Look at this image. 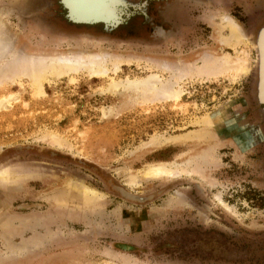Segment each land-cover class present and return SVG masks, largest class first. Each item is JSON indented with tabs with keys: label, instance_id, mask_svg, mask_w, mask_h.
<instances>
[{
	"label": "rangeland",
	"instance_id": "1",
	"mask_svg": "<svg viewBox=\"0 0 264 264\" xmlns=\"http://www.w3.org/2000/svg\"><path fill=\"white\" fill-rule=\"evenodd\" d=\"M148 10L152 23L134 14L105 32L68 22L55 0H0V171L10 173L0 182V264H264V122L253 94L264 0H160ZM226 16L241 42L229 39ZM102 53L107 69L121 61L103 78L47 58ZM219 55L249 72L196 78ZM157 78L181 98L156 100L147 82ZM155 166L173 176L145 178ZM72 185L100 198L79 199ZM112 185L153 197L125 200Z\"/></svg>",
	"mask_w": 264,
	"mask_h": 264
},
{
	"label": "bare ground",
	"instance_id": "2",
	"mask_svg": "<svg viewBox=\"0 0 264 264\" xmlns=\"http://www.w3.org/2000/svg\"><path fill=\"white\" fill-rule=\"evenodd\" d=\"M122 1H124V4L120 5L119 3ZM149 1H160V0H145V2L143 4H142L143 0H142V2H138V3H134V2L128 1V0H73L74 4H73L72 8L70 6V9L73 11L76 10L77 12H74V13H76V15L77 14H85V12L91 13L92 10H95L94 11L95 13L100 14V15L103 14V18H102L103 22L102 23H104L106 25V27H108L110 23H114V21L116 19H119V17H118L119 15L121 17L122 13H127V12H130V17L134 14H143L148 18L150 23H152L151 19L149 18L148 14H147V11H149L148 10ZM64 2L67 3V0H64ZM97 3L99 5H96ZM119 7H120V9L118 10ZM96 10H99V11H96ZM23 12H25V11H23ZM71 16H72V18L74 17L73 19H76L75 18L76 16H74L73 14ZM224 21H226V23H227L226 28L230 31V38L229 39L231 41L234 40L237 43L241 42L242 31L240 30V28L236 24V22L232 18H230L229 16L224 17ZM161 33H163V34L165 33L163 28L160 27V25L159 26L154 25V35H160ZM227 41H228V39H227ZM98 53H100V52H98ZM102 54L101 55L99 54L98 56H91V55L90 56H81V55H71V56L69 55V56H67L65 54V55H62L60 57L59 56L58 57L57 56H49V57L46 56V57L49 58L50 62L56 60L59 63L61 61V63H63V65H64V67L61 66L62 67L61 72L79 73L81 71H86L89 76H94L97 78H103V77H106L109 72L114 71L113 73H115L119 69V67H118L119 66L118 65L119 60H116L117 57H115L116 59H114V62L117 61L116 63H114L115 67L112 68V66H111V69H109V68L107 69V64L109 62V59H111V58L108 59L107 54L106 55H104V54L102 55ZM41 57H43V56L41 55ZM41 57H39L41 63L39 61L37 63H39L41 69H43L46 66V63L48 60H47V58L44 59ZM108 57H110V56H108ZM113 58H114V56H113ZM113 58H112V60H113ZM240 59L241 58H239V59L236 58L234 60H230L229 57L227 58V57L219 55V57L217 58V56H216V58L213 60L214 63H212V66L208 65V67H206V66H202L201 68L199 67L200 69L198 68L195 76H196V78H208L211 76H219L221 74L224 75V74H230V73H234V74H238V75L247 74L249 72L248 65L245 64L246 62H243L244 60L241 62ZM37 60H38V58H37ZM206 62H209V61H204V64ZM120 63H121V61H120ZM110 65H113V64H110ZM166 67H167V65H166ZM53 68H54V70H52V72L50 70L49 72L53 73V75H54L58 72H56L57 70H55V67H53ZM169 68H170V66H169ZM47 69H49V68H47ZM174 71L176 73V70H174ZM185 72L186 71H184V73ZM182 73L183 72H181V74ZM179 74H180V72H179ZM181 74H180V76H181ZM171 76H172V73H171ZM180 76L177 80H182L184 78V77L182 78V76L181 77ZM159 79L157 78L156 80L147 82V83H149V85H151L152 91L156 92V95H157V97H155L156 100H166V101H174V102L178 101L181 98V95H182L181 90L182 89L176 90L177 88L174 89L170 85L164 86V84H162L163 81L161 82V80H159ZM112 80L113 79L110 77V81H111L110 86L112 88L117 87L115 82H113ZM141 83L142 82H139L137 80V81L133 82L132 85L140 86ZM35 89L37 92H39L38 87H35ZM9 175H10V173L6 169L0 171V182L8 181L10 179ZM143 176L147 179H152V178H156V177L160 178L162 176H166V177L167 176H173V173L171 171L167 170L165 167L155 166V167H149V168L145 169L143 172ZM135 181H136L135 178H131L130 180H128L127 183L128 184H136ZM197 184L198 183H196V188H197ZM136 186H137V184H136ZM69 187H71L73 190H75V192H78V195L81 196V197L78 196L79 199L83 198L86 200L87 199L94 200L95 198L96 199L100 198L99 194H97L96 191L90 189L87 186H84V185L83 186H78V185L74 186V185H72ZM198 187H199V190L201 189V187L204 190L203 186L200 187V185H199ZM133 188H134V186H133ZM73 190H71V191H73ZM125 190H127V189H125ZM127 191L132 193L129 190H127Z\"/></svg>",
	"mask_w": 264,
	"mask_h": 264
},
{
	"label": "water",
	"instance_id": "3",
	"mask_svg": "<svg viewBox=\"0 0 264 264\" xmlns=\"http://www.w3.org/2000/svg\"><path fill=\"white\" fill-rule=\"evenodd\" d=\"M58 5L61 7V9L64 11L63 17L68 22L77 24V25H103V30L105 32H110L119 25L126 23V20L130 17V12L122 13L121 17L118 16L119 19H116L114 23H110L108 27H106L105 24H102V18L103 14H97L92 10L91 13L85 12V14H77L74 12H77L76 10H71L70 7L65 5L64 0H55ZM123 2V3H122ZM120 2L119 4H124V1ZM145 2L143 0L142 4ZM67 3L71 6H73L74 2L73 0H67ZM96 5H99L98 3ZM120 7L118 8V10ZM99 11V10H96ZM76 16V19L72 18V14ZM121 14V13H120ZM147 20V18L145 17ZM150 22L149 20H147ZM254 50H255V65H254V82H253V94L255 103L257 105L258 114L261 117V119L264 121V15L262 17V23L260 27L255 32L254 37ZM112 189L116 191L123 199L134 201L138 203H143L153 197V195L140 198L139 196L128 192L121 186H113Z\"/></svg>",
	"mask_w": 264,
	"mask_h": 264
}]
</instances>
